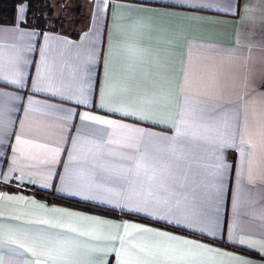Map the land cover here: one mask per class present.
I'll list each match as a JSON object with an SVG mask.
<instances>
[{"label": "crops", "instance_id": "0c3cea01", "mask_svg": "<svg viewBox=\"0 0 264 264\" xmlns=\"http://www.w3.org/2000/svg\"><path fill=\"white\" fill-rule=\"evenodd\" d=\"M66 5L0 18V264H264V0Z\"/></svg>", "mask_w": 264, "mask_h": 264}, {"label": "trees", "instance_id": "16d2710c", "mask_svg": "<svg viewBox=\"0 0 264 264\" xmlns=\"http://www.w3.org/2000/svg\"><path fill=\"white\" fill-rule=\"evenodd\" d=\"M22 3L27 6V22L33 27L45 29L48 20L44 16L50 17L53 14L50 0H0V18L11 20L16 7Z\"/></svg>", "mask_w": 264, "mask_h": 264}, {"label": "rangeland", "instance_id": "374dc122", "mask_svg": "<svg viewBox=\"0 0 264 264\" xmlns=\"http://www.w3.org/2000/svg\"><path fill=\"white\" fill-rule=\"evenodd\" d=\"M50 5L53 11V14L49 17L45 15L44 17L47 18L48 23L47 26H50V29H53L52 23L55 22L56 20H61L62 16L65 17L67 16V13L65 11L67 8L66 5V0H50ZM24 7L21 6L20 9H23Z\"/></svg>", "mask_w": 264, "mask_h": 264}, {"label": "snow or ice", "instance_id": "6c2138e0", "mask_svg": "<svg viewBox=\"0 0 264 264\" xmlns=\"http://www.w3.org/2000/svg\"><path fill=\"white\" fill-rule=\"evenodd\" d=\"M158 235H162V234H158ZM169 239H175V238L174 237H169ZM183 243L188 244L189 242L188 241H183ZM195 247H200V246L196 245ZM242 264H248V262L244 261V262H242Z\"/></svg>", "mask_w": 264, "mask_h": 264}]
</instances>
